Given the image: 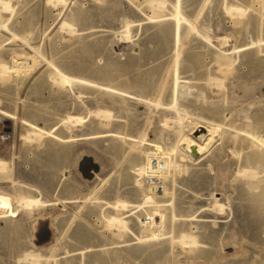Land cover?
Segmentation results:
<instances>
[{"label": "rangeland", "instance_id": "rangeland-1", "mask_svg": "<svg viewBox=\"0 0 264 264\" xmlns=\"http://www.w3.org/2000/svg\"><path fill=\"white\" fill-rule=\"evenodd\" d=\"M174 1L168 0L160 12L166 16L151 22L154 11L147 0H10L11 17L0 7V63L13 65L12 57L18 55L24 65L19 72L10 69L6 75L0 74V162L4 164L0 167V264H33L28 254L37 256L36 264L264 261V223L257 228L246 226L248 216H254L247 201L264 190V143L244 134H264V123L256 124L264 117V0H193L191 7L183 4L184 13L197 27L195 31L189 25L183 28V56L194 59L183 74L196 78L209 101L198 104L191 97L180 103L193 116L218 119L232 129L229 132L226 125L210 135L206 123L185 118L182 135L206 145L197 159L184 149L174 110L159 105L149 110L144 103L129 101L140 118L136 122L128 113L115 116L118 107H125L123 96L76 82L57 86L53 80L56 66L70 76L114 88H125V83L132 81L147 97L173 103L172 76L165 75L177 42L174 36L170 42L169 34L160 32L166 27L165 33H169ZM235 5L246 14L226 12ZM63 22L69 23L74 33L68 32ZM127 23L131 28L125 36ZM233 47H239L238 51L230 52ZM226 49L232 53L233 65L224 78L216 57ZM110 58L118 59L112 64L115 74L101 77L92 72L91 68L104 67ZM127 59L134 64H126ZM155 66H159L157 74L151 71ZM208 77L222 78L226 84L230 80L231 89L232 82L240 84L238 79H242V84L245 78L243 83L251 86V92L246 91V84L233 87L232 92L227 85L226 89H213ZM163 81L168 85L164 93L159 87ZM215 106L221 108V114ZM251 109L255 126L246 121V113L242 115ZM70 116L82 117L83 123L70 122ZM26 131L42 136L32 140ZM255 152L262 156L261 164L254 158ZM148 155L168 160L167 177L154 181L158 185L163 182L173 198L159 206L130 208V212L116 204L113 207L117 202L143 201L136 180L149 186L144 174ZM249 168L259 172L252 183L243 174ZM49 180L55 181L51 188L44 186ZM27 196L40 199L38 207L21 208ZM215 199L223 211L214 207ZM230 205L245 206L247 218L241 225L232 220ZM122 214L129 229H118L109 222ZM10 218L18 223L8 226ZM206 218L210 219L207 225ZM230 222L233 228L237 225L234 239H229ZM183 233L195 235L198 245L181 246L177 239ZM157 234L164 237L137 240Z\"/></svg>", "mask_w": 264, "mask_h": 264}, {"label": "bare ground", "instance_id": "bare-ground-1", "mask_svg": "<svg viewBox=\"0 0 264 264\" xmlns=\"http://www.w3.org/2000/svg\"><path fill=\"white\" fill-rule=\"evenodd\" d=\"M52 1V0H51ZM57 1H64V0H57ZM147 2L149 3V5H151V8L152 10L154 11V14L151 15L149 17V20L150 22L151 21H154L155 19H160L162 18L163 16H166V15H161L160 12H162L164 10V8L166 7V4L168 3V0H147ZM188 7H191V5L194 3L193 0H175L173 2V6H174V12H172L170 14V22H168V24L170 25L169 27V33H165V30L167 31L168 29H166V27L164 29L161 30L160 33H163V35H166V34H169L168 38H169V41L172 42L173 41V36L175 37V41L177 42V47H176V50H175V53L173 55L172 53V65H171V68L170 70L168 69L167 71V74L165 76H172V82H171V86L173 87L174 89V95H175V99L173 101V103H169V104H166V103H163L161 102L159 99L156 100L154 98H149L147 97L146 95H144L142 92H139L136 90L135 88V85L133 84L132 81H127L125 84V88H114L112 85L110 84H99L95 81H92L85 77H77V76H70L68 75L67 73L63 72L61 69H59L58 67L54 66V75H53V80L54 82L57 84V86H62V85H65V84H69V83H73V82H76V83H80V84H85V85H93V86H96L102 90H105V91H111L113 93H116V94H119L121 96H123V102L125 104V107H118L117 108V114L118 115H115V116H118L120 117L122 113H128L130 114V116L137 122V121H140V118L134 113V111L132 110V108H130L129 104L127 102L129 101H136L138 103H144L146 104V107L150 109H153L154 106H160L162 107L163 109H166V108H169V109H172L175 111L176 115H175V124H179L180 127H179V133L181 134V136L183 137L182 140H184V142L186 143V146H184V149L186 151V153L193 159H197L199 157L202 156L205 148H206V145H202L199 141H196L195 139L191 138V137H188V136H185V135H182V123H183V120L186 118V119H192V118H197L198 120H201L203 121L204 123L207 124L208 126V130H209V134L211 135L212 133L216 132L218 129H220V127H223L227 125V130L232 131V129H230V124H227V123H221L218 119H212V118H207L205 116H193L189 111H187L186 109L182 108V105L180 102L181 99L183 100H187L191 97H193L195 99V102H197L198 104L199 103H203V102H208V97L205 95V92L199 88L197 85H196V81L194 79L196 78H193V77H187V76H184V71L188 68H190L192 65V62H193V58L191 57H184L183 56V50H182V47H181V41H182V36H183V28L184 27H187L186 25H189V29H192V30H196L197 27L196 25L188 18V16L184 13V4ZM227 6V5H226ZM0 7L2 8V11L5 12V14H7L8 16H10L12 13H11V5H10V0H0ZM228 7V6H227ZM232 7L230 8H227L228 11L226 12H230V15L231 14H234V15H237V16H242L244 14H246L245 10L243 8H241L240 6L238 5H235L232 9ZM6 15V17H7ZM11 17V16H10ZM9 20V18H8ZM161 21V20H160ZM64 24H62V26L64 28H66L68 30V32L70 31H73V28L71 27V25L67 22H63ZM5 27V25H4ZM3 28V27H2ZM131 28V24L130 23H127V25L125 26V36H126V33H129V30ZM66 30V31H67ZM75 30V29H74ZM230 30V29H229ZM64 31V30H63ZM226 32V31H225ZM74 33V31H73ZM122 33V32H120ZM192 33V32H191ZM234 34V33H233ZM116 35V34H115ZM130 35V34H129ZM121 36V35H120ZM128 36V35H127ZM122 39H123V35H122ZM207 39V38H205ZM226 39V38H225ZM208 40V39H207ZM223 41V39H221ZM209 41V40H208ZM231 43V42H230ZM131 46V45H130ZM128 47V46H127ZM133 47V45H132ZM228 47V46H227ZM239 49V47H233L232 50H230V52H234L235 50ZM124 50V49H123ZM228 49L224 51H222L217 57H216V62L218 63L219 67H218V70L222 73V76L224 78H227V74L230 72V68L232 67L233 65V60H232V56L231 54L232 53H228L226 52ZM128 51V50H127ZM130 51V50H129ZM229 51V50H228ZM238 51V50H237ZM241 51V50H240ZM251 54V53H250ZM252 55V54H251ZM238 56V55H237ZM8 58V57H7ZM184 58V60H183ZM23 59V57H22ZM193 59V60H192ZM254 58L252 57L250 60H253ZM12 60H13V65L10 64V66L6 65V64H3V63H0V74L2 75H6L9 73L10 69H12L13 71H18L24 67V65L22 64V60H21V57H19L18 55H15L12 57ZM27 60V59H26ZM118 59L116 58H110L109 61L107 62L108 64H106L104 67H98V68H91L92 72L101 76V77H109L113 74H115L113 68H112V64H114L115 62H117ZM238 60V59H237ZM24 63V62H23ZM28 63V62H27ZM26 63V65H28ZM125 63L126 64H134V62H132L131 60L127 59L125 60ZM216 63V64H217ZM235 64V63H234ZM12 65V66H11ZM161 66V64H160ZM159 66H155V67H152L151 68V71H153V73L157 74L158 72V68ZM83 69V68H82ZM85 70V69H84ZM264 75V74H263ZM240 78V77H239ZM263 78V77H262ZM131 79V78H129ZM168 79V78H167ZM245 79V78H244ZM243 79V81H245ZM264 79V78H263ZM132 80V79H131ZM242 80V79H241ZM241 80L239 81L238 79V82H240L241 84ZM248 80V79H247ZM242 81V84H244ZM139 84H141V87L142 89L146 90V91H149L148 89V86L143 84V83H140L138 82ZM167 82L166 81H163L162 84H160V89H161V92L164 93L167 89ZM207 83L210 84L211 88L215 87L216 90H221L223 87L225 88V85H227L226 87L227 88H230V80H229V83L226 84L224 82V79L222 78H218V77H208L207 78ZM247 82H245L246 84ZM262 83V82H261ZM240 84L236 83L235 81L231 83V86H232V89L233 87L235 86H239ZM240 85L241 87L243 85ZM244 84V85H245ZM250 84H254L253 83H249ZM256 84V82H255ZM259 85V83H258ZM56 86V87H57ZM170 86V88H171ZM246 87L247 89L250 88L248 87V85L246 84ZM256 87V86H254ZM261 87V84L260 86ZM258 87V88H259ZM245 88V87H244ZM253 88V87H252ZM214 89V88H213ZM226 89V88H225ZM232 89L230 88V91L232 92ZM251 89V88H250ZM250 89L246 90V91H249ZM215 90V92H216ZM253 90V89H252ZM228 91V90H227ZM213 92V91H212ZM218 92V91H217ZM251 92V90L249 91ZM227 93V92H226ZM254 93V92H253ZM250 94V93H248ZM252 94V93H251ZM255 94V93H254ZM246 95H247V92H246ZM234 96V95H233ZM231 97V98H234L235 97ZM163 97V96H161ZM253 97V96H252ZM264 97V94L262 95V98L263 99ZM227 99V97H225ZM228 98H230V94L228 93ZM252 100V99H251ZM250 100V101H251ZM230 101V100H229ZM261 101L260 99L258 100V102ZM263 101V100H262ZM211 103H213L212 101H210ZM209 102V104H210ZM254 102V101H253ZM249 103V102H248ZM256 103V101H255ZM254 103V105H255ZM208 104V103H207ZM208 104V105H209ZM221 104V103H220ZM227 104V102H226ZM260 104V103H259ZM258 104V105H259ZM211 105V104H210ZM228 105L230 107V102H228ZM227 105V106H228ZM235 105V104H234ZM251 105V104H250ZM66 106V105H65ZM214 105L212 104L211 107H213ZM249 106V104H248ZM216 107V106H215ZM251 107H253V103L251 105ZM65 107H61V109ZM106 108V106H105ZM248 108V107H247ZM256 108V107H255ZM254 108V109H255ZM63 109V110H64ZM107 109L109 111V115H110V110L107 106ZM229 109V108H228ZM250 109V107H249ZM253 109V108H252ZM252 109L250 111H247L242 114V115H245V119L246 121L251 125L255 126V123L256 124H263L264 123V117H260L259 119H257L256 122L253 121L252 117L250 116L251 115V112ZM66 110V109H65ZM75 110V109H74ZM227 110V109H226ZM240 110V109H239ZM101 111V110H100ZM153 111V110H152ZM154 111H155V108H154ZM215 111L217 112V114H221V108L219 107H216ZM254 111H261L260 108L258 109H255ZM66 112V111H65ZM96 112V111H95ZM103 111V114H108V112H105ZM239 112V111H238ZM100 113V112H99ZM237 112H235L236 114ZM96 114V113H95ZM108 115V116H109ZM169 115V114H167ZM173 115V114H172ZM239 115V114H238ZM74 117V116H72ZM98 117V116H97ZM104 119L105 117L107 116H102ZM112 117V116H111ZM174 118V116H172ZM101 118V117H100ZM102 119V118H101ZM107 120H110L112 119H108L106 118ZM148 119V118H147ZM144 120V119H143ZM69 121H74V122H80V123H83V118L82 117H75V118H71V116L69 117ZM68 121V122H69ZM168 121V120H167ZM108 122V121H107ZM108 122V124H109ZM169 122V121H168ZM171 123V122H170ZM223 124V125H222ZM174 125V124H173ZM116 126H118V124H116ZM103 127V126H102ZM119 127V126H118ZM80 130V129H79ZM85 130V129H84ZM116 129H114L115 131ZM81 131V130H80ZM27 132V131H26ZM105 133V131H104ZM27 137L30 139L32 138V140H38L40 138V136H42L41 134H38V133H32L30 134L29 132H27ZM86 134V133H85ZM84 134V135H85ZM111 134V133H110ZM109 134V135H110ZM156 134V133H155ZM233 133H231L232 135ZM247 137H250L252 139H254L255 141H257L258 143H264V134L262 133H256L254 131H247L244 133ZM81 135V134H80ZM101 135V134H100ZM83 136V134H82ZM145 138H146V134L144 135ZM107 137V136H106ZM109 137V136H108ZM73 138V137H72ZM103 138V136L101 137ZM110 138V137H109ZM180 138V136H179ZM100 139V138H99ZM104 139V138H103ZM106 139V138H105ZM104 139V140H105ZM108 139V138H107ZM201 139H205L204 136H202ZM101 140V139H100ZM145 142V140H143ZM103 142V141H102ZM142 145V144H141ZM139 147V146H138ZM159 148V151H163V148L161 146L158 147ZM175 154V153H174ZM256 160L259 162V164H261L263 162V158L262 156L259 154V152H255V157ZM73 160V159H72ZM1 161V160H0ZM70 161V160H69ZM73 162V161H72ZM72 162L70 164H72ZM147 162H148V165H146V168H145V171H144V174L146 176V178L148 179V181L150 182L149 183V186L148 187H143V183L140 181L141 179H137L136 182L138 183L137 185L140 186L142 189H141V194L143 196V201L140 202V203H129V202H117V203H114L113 207L115 206L116 204V207H120L122 209H125L127 210L126 212H130L131 209L130 208H144L145 206L147 205H152V206H159L162 204V202L165 201L166 198H170L172 199L173 198V192L169 190L168 187H166V185H164L163 182H160L162 185H158L159 183H157L155 180L156 179H159L161 180V177L163 178H166L168 173H167V166L169 165L168 164V160H166L165 158L163 157H155L153 155H148V158H147ZM5 163V162H4ZM69 163V162H68ZM3 163L0 162V167L3 168ZM243 174L246 175L248 178L251 179V183L253 181V179H256L258 177V174L259 172H257L255 169L253 168H249V169H245L243 170ZM96 179V178H95ZM163 180V179H162ZM54 182L55 181H52V180H49V181H44V186H47L49 188L53 187L54 185ZM26 186V185H25ZM41 186V185H39ZM6 191V190H5ZM131 191V190H130ZM12 197V196H11ZM228 197V196H227ZM11 200V199H10ZM24 201H21L22 203V206L21 208H24V207H31L33 205H38V203L41 202V200L39 199H35L33 197H28L27 198H24L23 199ZM169 200V199H168ZM215 204H214V207H218L221 209V211H223V205L220 204V201L219 199H215ZM12 203V202H11ZM20 205V204H19ZM171 205H173V202H171ZM34 206V207H35ZM227 206V205H226ZM246 206L248 208H251L253 213H254V216L251 217V216H248L249 217V223L246 224V226H248L249 228H257V227H260L263 223H264V190H262L261 192L259 193H256L254 194V196H252V198L248 199L247 201V204ZM251 206V207H249ZM38 207V206H36ZM115 207V208H116ZM225 207V206H224ZM244 205L238 209L236 206H231L230 205V215L233 214L234 216V222L236 223H239L241 225V222L244 221L246 217V214L244 212ZM214 209V208H213ZM219 209V210H220ZM31 210V208H30ZM215 210V209H214ZM15 213V212H14ZM117 214V213H116ZM221 214V213H220ZM124 214H122L123 216ZM126 217L128 216L126 213H125ZM177 216L174 214V218H176ZM205 217V216H204ZM209 217V216H208ZM173 218V219H174ZM224 218V217H223ZM7 219V218H6ZM207 219V218H206ZM214 219V218H213ZM212 219V220H213ZM16 221V220H15ZM210 221V219L208 220H205V224L207 225L208 222ZM225 221V220H224ZM109 222H111V224L117 226L118 229H121L124 230L125 228L126 229H129L128 227V223H127V220L126 218L123 216V217H118V216H113L109 219ZM18 222H14V219H8L7 220V225L8 226H12L14 224H17ZM221 223V221H220ZM234 223V224H236ZM210 224V223H209ZM213 224V223H212ZM231 226H229V230H230V236H229V239H234V233H235V229H236V226H234V228L232 227L233 225L230 224ZM222 226V225H221ZM224 226V225H223ZM264 226V225H263ZM110 228V227H109ZM116 228V229H117ZM227 228V227H226ZM263 228V227H262ZM225 229V228H223ZM240 230L242 228H239ZM228 230V231H229ZM263 231V229H261ZM234 231V233H233ZM229 233V232H228ZM247 234V233H246ZM246 234L244 236H246ZM262 234V232H261ZM237 235V234H236ZM120 236V234H119ZM162 236L164 237V235L162 234H157V235H153V237H137V240L139 242H143V241H153V240H156V239H160L162 238ZM261 236V235H260ZM262 237V236H261ZM241 238V237H240ZM264 238V237H263ZM174 239V238H173ZM258 240V239H257ZM261 240V239H260ZM264 240V239H263ZM178 243L180 244L181 243V246L183 244V246L185 245V248H186V245H189V246H192V245H198V240L196 238L195 235L193 234H188V233H183L181 236L178 237L177 239ZM252 241V239H251ZM256 241V240H254ZM174 243V242H173ZM184 248V249H185ZM172 253V252H171ZM27 256H29L28 258L33 262V264H36L38 262L39 259H37V256L34 255V254H28ZM26 256V257H27ZM262 257V256H261ZM261 257H260V260H261ZM264 260V259H262ZM232 264V263H230ZM262 264H264V261L262 262Z\"/></svg>", "mask_w": 264, "mask_h": 264}]
</instances>
